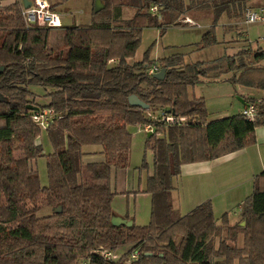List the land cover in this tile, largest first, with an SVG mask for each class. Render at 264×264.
<instances>
[{"label":"trees","instance_id":"trees-1","mask_svg":"<svg viewBox=\"0 0 264 264\" xmlns=\"http://www.w3.org/2000/svg\"><path fill=\"white\" fill-rule=\"evenodd\" d=\"M101 1L90 24L64 27L61 50L50 46L51 28L25 24L23 0L0 4V264H264V169L254 176L235 224L226 213L218 222L210 200L175 217L170 200L183 164L256 143L255 130L264 127V47L248 44L227 57L218 73L233 85L262 92L244 100L254 104V119L238 113L209 120L204 98H190L188 88L209 77V63H187L181 53L151 61L148 52L132 61L145 27L163 34L187 26V15L207 13L210 27L195 45L205 49L219 44L215 28L222 16L240 19L255 1ZM123 7L134 10L129 19L122 18ZM154 63L158 69L150 73ZM163 68L164 78L154 77ZM31 86L50 90L47 104L32 100ZM131 95L148 108L131 105ZM44 110L53 112L46 127L33 119ZM161 113L176 121H162ZM146 125L154 129L146 141L153 153L144 190L151 198L150 220L114 225L111 174L129 164V127ZM42 131L52 147L46 186L32 166L43 156L36 143ZM86 146L98 147L101 160L86 162ZM16 149L20 158L14 157ZM46 209L51 212L38 215ZM122 246L128 248L119 256ZM103 250L116 258L105 259Z\"/></svg>","mask_w":264,"mask_h":264},{"label":"rangeland","instance_id":"rangeland-1","mask_svg":"<svg viewBox=\"0 0 264 264\" xmlns=\"http://www.w3.org/2000/svg\"><path fill=\"white\" fill-rule=\"evenodd\" d=\"M254 1L255 2H249L248 4L257 5L259 3L258 0ZM63 2H65V4L58 7V12L66 15L59 20V23H63V25H70L73 22L91 21L94 0H91L89 10L87 9V0H66ZM101 5L103 6L102 1ZM55 6L57 5H53V8ZM130 9L131 8L129 7L124 8V14L127 18L131 16H128ZM187 16L197 25L188 24L184 27H169L163 34H161L160 29L155 27L143 28L141 41L134 59L141 60L143 54L148 52L149 59L151 58L152 60L157 61L158 58L164 57L170 53V50L186 51L191 48H195L196 43L201 39L202 32L207 31L208 27H210L211 16L203 12L192 13ZM241 18L231 19L222 17L218 21V25L215 28V34L219 44L205 49L195 48L194 51H191L186 55L187 63L197 61L205 62L206 64L209 63V66L212 69L208 78L203 79L201 83L195 85L193 88L189 87L188 89V91L190 90L191 97L204 98L209 118H222L238 114L241 103L239 101V93L242 95H248L247 93H249L252 96L256 92L253 89L248 90V88L242 87L239 84H231L225 80L227 75L218 76L219 70L225 68L227 65V57H232L239 50L246 49L248 44L252 49H256L257 46L264 47V26L261 24L245 25L242 23ZM58 32L59 31H54L51 33L50 46L56 50H61L63 47L61 38L57 34ZM241 32H245L248 41H242L240 36ZM243 61L244 63L250 64L248 58H244ZM263 63L264 62H261L259 65H263ZM152 69L153 71L157 70L158 64L154 63ZM30 90L34 94L32 100L36 104L44 105L48 103L49 98L47 93L50 91L48 88L44 89L40 86H31ZM259 94H262V92H259ZM39 124L41 125V123ZM42 124H44V121ZM129 130L132 134L129 164L127 166L126 174H120L116 182V187L114 189L112 187L114 191L118 192L112 200V206L116 210H122V212H125L124 214L128 212L131 216H134L136 224L145 225L150 220L151 205L149 196H145V194H138L136 198H133L130 194H128V196H123V193L119 194L120 191H122L124 187L127 188L128 185L130 187L132 185V188L138 190V186L142 184V182H145L147 173L153 170V153L151 149L146 147L147 132L137 126H130ZM36 143L41 145L43 149V156L35 159L32 166L37 170L41 185L46 186L48 184L46 159L47 155L52 152V147L44 131L41 132L39 139L36 140ZM16 145L19 146L20 143L16 142ZM14 157H21L20 150L16 149L14 151ZM225 164H227V162H225ZM248 177V173L240 172V170H237L236 167H234L233 175H230L229 181L225 184L223 183L222 186L219 187L217 192H225V194L231 196L230 202H227L231 205L227 207L225 212L222 211L218 214L219 219L225 213L227 214V217L229 216L232 218L235 216L234 213L237 214L241 211L239 202L233 201L232 199L236 197L240 190L245 191V189L249 188L250 190L248 196L251 194L252 185L250 187L247 186L248 184L246 185V179ZM238 183H240V185H237ZM246 198L243 199L240 206ZM50 212L51 210L46 209L38 215L43 216ZM218 241V238L214 239V244L217 245ZM236 245L238 247L242 245L241 234L237 237ZM127 248L128 246H122L118 253L124 252ZM125 264H128V261L125 262Z\"/></svg>","mask_w":264,"mask_h":264},{"label":"crops","instance_id":"crops-1","mask_svg":"<svg viewBox=\"0 0 264 264\" xmlns=\"http://www.w3.org/2000/svg\"><path fill=\"white\" fill-rule=\"evenodd\" d=\"M13 1L14 0H2L0 1V4L7 5V4L12 3ZM44 1H46L52 7L53 5H57L53 9L59 14V20L66 15V14L58 12V7L63 6L65 2H61V0H44ZM87 2H88L87 9L89 10L91 0H87ZM98 3H99V7H102L100 0H98ZM124 8L125 7L122 8V18L129 19L132 16L134 10L130 9V13L128 14V16L129 15L131 16L127 18V16H125L124 14V11H125ZM187 18L192 21V19L189 18L188 16ZM88 24H90V21L73 22L70 25H63V23H59V25L52 27L50 32L52 33L54 31H59L57 34L61 38L64 27L73 26V25H88ZM205 32H202V34ZM194 50L195 48H191L186 51H175V50L171 51L170 50V53H168L164 57H167L173 53H181L184 55V58L186 61L187 53L194 51ZM160 58H163V57H160ZM134 60L135 59H132V61ZM150 60L155 61V60H152L151 58ZM135 61H139V60L136 59ZM248 90L250 89L248 88ZM256 92L259 93L258 91ZM188 94L190 96V90L188 91ZM247 94L248 95H242L239 93V101L241 103H240V110L238 113H242V110L245 106L244 100L248 97H251L249 93ZM218 118H221V117L209 118L208 116L209 120L218 119ZM137 127H141L143 131L147 132V136L151 135L149 134L151 131H149L146 128L147 125L137 126ZM152 131H154L153 128H152ZM255 134H256V144L251 147L243 148L236 152L224 155L221 158H216L214 160L186 163L181 166L180 175L174 179V190H172L171 195H170L172 209H173V213L175 217L185 215L190 210H192L195 206L209 199L212 201L213 214L218 220V222L220 221V219L218 218L219 216L218 214L222 211L225 212L227 207L231 205L227 203L228 201L230 202L231 196L225 194V192L221 193L220 191L219 192L217 191L219 187L222 186L223 183L225 184L229 181L230 175H233L234 167H236L237 170H240V172L248 173L249 177L246 179V185L248 184L247 185L248 187L252 185L254 176L264 169V127L262 126L257 127L255 130ZM84 151L86 153L84 155V160L86 162H93V161L101 160V156L100 154H98V151H99L98 147L86 146L84 147ZM225 162H227V164H225ZM225 165H228V166H225ZM228 167H231V168H228ZM126 171H127V168L118 169V170H114L111 174L110 186H111L112 192L115 193V195L116 193H118L113 190L116 187L117 179L120 176V174H126ZM151 174H152V170L147 173L145 182H142V184L138 186V190H135L134 188H132V185L131 187L128 185L127 188L124 187L123 190L120 191L119 194L123 193L122 194L123 196H128V194H130L131 197L133 198H136L138 194H145V196H149L150 198V195L148 193H145L144 190L146 188L147 177ZM237 185H240V183H238ZM249 190H250L249 188L245 189V191L240 190L238 194L236 195V197L232 199L233 201L239 202V207H241V210H242V205L240 206V203L243 201L244 198L248 196ZM150 205H151V198H150ZM111 209H112V216L125 219L127 221H130L136 224L134 216H131L128 212L124 214L125 212H122V210L114 209L112 206V203H111ZM234 215L235 216H233L232 218L228 216V221L230 224H235L240 221L241 211L237 214L234 213ZM242 223L243 222H241L240 225H242ZM116 253H118V251Z\"/></svg>","mask_w":264,"mask_h":264},{"label":"built area","instance_id":"built-area-1","mask_svg":"<svg viewBox=\"0 0 264 264\" xmlns=\"http://www.w3.org/2000/svg\"><path fill=\"white\" fill-rule=\"evenodd\" d=\"M259 3L257 5H247L242 13L241 19L242 23L245 25L251 24H261L264 26V0H258ZM152 13L157 12V7L152 6L150 8ZM23 17L25 24L27 26H42V27H55L59 25V14L44 0H32L30 2V6L27 9H23ZM183 22L197 25L193 21L189 20L188 18L184 19ZM264 40V37H263ZM150 73L153 72V69L149 71ZM242 114L245 115L248 119H254L256 116V108L253 103H247L243 110ZM53 116V112L50 110H44L41 113H35L33 119L41 123V126L46 127ZM45 118V119H44ZM160 119L166 123H174L176 120L167 113H161ZM44 121V124L42 122ZM182 121V119L180 120ZM149 131H152L150 125L146 127ZM100 254L105 259H115L116 256L109 251L103 250ZM138 252L134 251L131 254V259H135L137 257Z\"/></svg>","mask_w":264,"mask_h":264},{"label":"water","instance_id":"water-1","mask_svg":"<svg viewBox=\"0 0 264 264\" xmlns=\"http://www.w3.org/2000/svg\"><path fill=\"white\" fill-rule=\"evenodd\" d=\"M23 3H24V8L27 9L29 8L30 6V1L29 0H23ZM101 7H99V3H98V0L95 1L94 3V12H97ZM165 76V69H161L159 72L157 73H154V77H156L157 79H163ZM128 101L131 105H135V106H140L144 109H147L148 106L142 102L141 100H139L135 95H131L129 96L128 98ZM154 131H151L149 134H152ZM111 222L112 224L114 225H120V224H124V225H127V226H130L132 224V222L130 221H127L125 219H121V218H118V217H115V216H111ZM243 225V223H242ZM146 255H150L149 253L146 254Z\"/></svg>","mask_w":264,"mask_h":264}]
</instances>
